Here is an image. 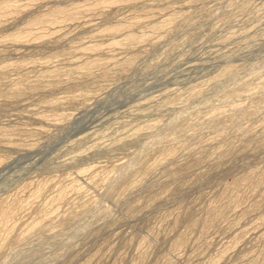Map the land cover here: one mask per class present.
Returning a JSON list of instances; mask_svg holds the SVG:
<instances>
[{
	"label": "rangeland",
	"instance_id": "rangeland-1",
	"mask_svg": "<svg viewBox=\"0 0 264 264\" xmlns=\"http://www.w3.org/2000/svg\"><path fill=\"white\" fill-rule=\"evenodd\" d=\"M0 264H264V0H0Z\"/></svg>",
	"mask_w": 264,
	"mask_h": 264
}]
</instances>
